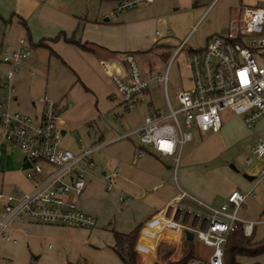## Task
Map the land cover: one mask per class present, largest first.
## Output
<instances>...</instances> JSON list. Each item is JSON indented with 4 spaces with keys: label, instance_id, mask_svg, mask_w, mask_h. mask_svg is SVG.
Returning <instances> with one entry per match:
<instances>
[{
    "label": "crops",
    "instance_id": "obj_1",
    "mask_svg": "<svg viewBox=\"0 0 264 264\" xmlns=\"http://www.w3.org/2000/svg\"><path fill=\"white\" fill-rule=\"evenodd\" d=\"M115 1L111 0L108 6L101 5L98 1L97 15L100 16L95 14L89 17L85 13L76 12L74 7L65 6L60 0H0V52L15 48L19 38H23L28 49V56L19 63V71L13 79L15 95L12 102L17 103L18 87L22 80L18 74L20 71L26 72L40 49H48L51 55L63 60L73 70L81 86L95 98L94 109L82 105L81 101L72 95L74 86H71L66 93L73 98V102L67 98L63 99V102H55L61 114L62 136L73 129V124L94 122V116H110L109 111L117 109L110 99L114 87L102 70L100 61L118 60L125 52L137 56L152 54L153 50L161 51L160 57L163 58L164 55V59L168 61L182 42L177 53L184 51L186 69L187 53L202 48L209 37H206L202 45H197L190 32L212 0H152L147 5H139L138 9L125 8L127 11H115ZM253 5L264 6V0H225L221 8L224 15L223 26L228 28L230 20L241 7ZM56 35L59 36L54 38ZM64 38H72L84 45V48L69 43ZM0 66L6 68L1 61ZM141 71L145 78L154 76L143 69ZM150 81L156 80L151 79L149 83ZM79 90L81 91V88ZM86 91L82 92L87 93ZM141 104L145 105L148 111L152 108L148 87L145 100ZM19 105L23 110L30 109L29 105L22 101ZM39 112L40 110L32 116ZM146 114L141 112L139 117L132 119L125 117L120 129H124L122 132L132 130L142 123ZM118 129L117 126L110 127L105 133L108 136L103 141L102 133H97V141H93L92 145L101 141L102 146L113 143L115 140H110L117 134L115 131ZM195 133L204 134L197 131ZM215 133L208 134L212 136ZM124 140L109 154L108 162H99L98 173H87L81 194L74 198L79 209L96 217V227L86 230L13 219L6 225L4 236L0 237L2 264H29L31 261L33 264H121L109 248L113 243L110 230L127 233L148 218L159 215L164 204L177 192V186L214 207L224 202L226 194L233 188L246 191L252 186L250 196L244 198L239 215L245 220H255L256 218L252 217L257 213L258 218L264 219L263 212H259L264 207V198L255 199L253 194V189L258 184L253 186V178L248 181L241 176L244 172L254 177L264 164V155H250L247 149L243 169L239 172L231 169L229 164H214L219 149L200 154L187 152L181 161H178L174 176L171 166L161 160L167 156L162 157L149 146L140 145L138 139L134 141L127 136ZM138 146L142 153L134 156V149ZM25 161L17 147L2 141L0 132L1 192L11 193L15 186L20 187L23 192L32 188V181L25 177ZM114 170L117 171L113 179L116 186L107 190L106 175ZM122 192L131 193L133 198L119 202L117 197ZM178 221L187 226L192 224V219H186L183 215L178 217ZM258 221L256 225L264 222ZM254 228L255 224L252 233ZM168 236L158 241L150 254L139 255L144 264H159V261L163 262L167 258L176 260L182 254L181 247L185 248L187 245L195 251L196 247L191 243L192 234L189 239L184 240L177 234L171 233ZM163 241L170 246V250L159 259L158 245ZM197 252L193 253V256L201 259L207 258L210 253L199 250Z\"/></svg>",
    "mask_w": 264,
    "mask_h": 264
},
{
    "label": "built area",
    "instance_id": "obj_2",
    "mask_svg": "<svg viewBox=\"0 0 264 264\" xmlns=\"http://www.w3.org/2000/svg\"><path fill=\"white\" fill-rule=\"evenodd\" d=\"M151 2L116 0L114 9ZM27 56L28 49L21 38L15 48L0 52V61L6 66L0 83L6 92H0L1 137L6 144L17 147L28 161L25 177L32 181V188L27 192L18 186L11 193L0 191V237L4 236L6 225L13 219L93 229L97 225L96 217L79 209L74 198L83 190L84 173L92 171L89 153L102 144L82 149L78 154L61 148V114L55 102L43 98L40 112L34 116L8 109V102L13 100L11 77ZM100 66L114 87L110 99L117 109L109 111L112 119L144 102L149 80L154 79L163 87L167 81L166 69L152 78H145L131 52L123 53L118 60H102ZM185 66L187 86L175 93L177 107H171L166 99L165 112L150 109L141 124L115 134L110 140L135 134L140 145L149 146L160 156L171 157L173 173L181 148L192 139L191 128L200 134L217 132L221 126L219 113L226 109L241 115L247 128L255 119L264 116V6L241 7L225 33L209 36L202 48L187 53ZM248 151L250 155H264V140L259 138ZM141 153L142 149L135 147L134 156ZM79 162L83 163L82 167ZM116 175V170L106 175L107 190L116 186L113 180ZM256 184L264 190V164L253 177L252 185ZM251 188L246 191L233 188L226 194L224 202L214 207L177 186V192L164 204L161 213L140 225L133 250L138 255H148L158 241L171 233L184 240L188 231L211 250L207 258L192 257L187 264H223L228 234L242 224L243 234L248 236L254 224L259 222L242 219L239 215ZM117 198L122 203L132 199L133 195L122 192ZM181 215L192 219L191 226L178 221Z\"/></svg>",
    "mask_w": 264,
    "mask_h": 264
},
{
    "label": "rangeland",
    "instance_id": "obj_3",
    "mask_svg": "<svg viewBox=\"0 0 264 264\" xmlns=\"http://www.w3.org/2000/svg\"><path fill=\"white\" fill-rule=\"evenodd\" d=\"M62 4L69 7H74L76 12L85 13L89 17L97 15L98 11V1L101 5H109L111 0H60ZM225 0H212L207 6L202 17L196 22L194 27L191 30V38L197 42V45H202L206 37L212 34H221L226 31L227 26H223L224 15H222V4ZM140 6L136 5L131 8V10L138 9ZM123 11H127L124 9ZM112 14V12L110 13ZM12 33V32H11ZM13 36V35H12ZM16 38V37H15ZM20 39V38H19ZM23 39V38H21ZM196 45V46H197ZM175 52L168 61L163 55V58L160 57L161 51L153 50L152 54H137L136 60L140 69L148 71L150 75H156L157 72L167 71V81L165 84V89L163 85L156 81H150L148 85V91L150 95L151 109H157L159 112L166 111V98L168 99L171 107H177V101L175 98V93L178 89L184 88L187 86V70L184 67V51L181 50L179 53ZM28 59V58H27ZM166 60V61H165ZM4 66H0V80L3 81L4 78ZM17 71L11 77V84L13 87L12 95H15V86L13 84V79L15 78ZM147 74L149 75V73ZM20 78L22 79L18 87L17 93V103L12 101L8 102V109L10 111H18L28 115H33L41 107V100L44 98L52 102H63V99L66 98L73 102V98L69 97L67 89L71 86H74L73 96L81 101L82 105H88L94 109L95 98L89 94L83 86L77 81V76L74 74L73 70L60 58L51 55L48 49H40L34 57V61L31 62L30 66L25 71H20ZM81 88V91L79 90ZM82 91H86L82 92ZM0 92L5 94L4 89H0ZM84 96H83V95ZM26 103L29 105L30 109L23 110L20 108V102ZM149 101V98L147 99ZM31 102L33 105H31ZM85 109V108H83ZM148 108L139 104L134 109L128 113L123 114L117 119H112L109 115L94 116V122L87 123H77L73 124L72 130H68L64 136L61 137L60 146L68 147L74 151V154H77L82 149H87L92 147L93 141H97L96 134L102 133V141L105 140L108 136L105 133L111 127L119 128L115 132L122 133L120 125H123V119L132 117H139L140 113H147ZM220 121L222 128L215 135L210 136L208 133L203 135H198L195 133L194 129H190L192 133V140L181 148L180 159L189 152V153H203L209 152L211 150H218L217 156L214 158V164L217 165H228L232 163L236 170L241 172L243 169V160L247 155L246 152L250 145L256 142L259 138L264 140V116L259 117L254 120L251 127L247 128L242 120L241 115H236L230 110L226 109L219 113ZM180 118V116L178 115ZM131 140L137 141L136 136L133 133L128 134ZM124 139L120 138L115 140L113 143L102 146L103 142H96L94 145L102 144L98 149L91 151L88 157L93 161V172L90 171L88 174L98 173L99 162H108L110 155L117 145H120ZM92 145V146H91ZM156 153V152H155ZM159 155V154H158ZM112 156V155H111ZM163 157V156H162ZM169 158L171 161H169ZM163 162L169 164L173 169V161L171 157H166L161 159ZM181 163V162H180ZM79 165L82 167L83 163L79 162ZM179 162L176 167H178ZM176 169L174 170V176H176ZM87 172L84 173L85 176L88 175ZM253 194L255 199L264 198V191L261 186L257 185L253 189ZM250 196V195H249ZM219 202V201H217ZM218 203H216L217 205ZM244 204V203H243ZM243 207V205H242ZM240 207L239 211L242 209ZM263 209V210H262ZM261 211V212H260ZM260 214H263L264 217V207L259 210ZM259 214L254 215L252 219L255 221L264 220L263 218H258ZM253 240H260L264 238V222L260 224H255L254 231L252 233ZM193 245L196 247L194 254L199 252H209L211 249L208 246L203 245L200 241L192 237ZM198 247V249H197ZM185 248L181 247L183 251ZM170 250V246L165 242H161L158 245L159 256L161 259L163 255L167 254ZM139 256V255H138ZM138 264H144L141 256H139ZM178 259V258H177ZM176 259V260H177ZM256 261L260 264H264V253L247 257L241 256L238 259L239 264H250L251 262ZM167 261H175L167 258L163 262L159 261V264H165ZM77 264H83L77 263Z\"/></svg>",
    "mask_w": 264,
    "mask_h": 264
},
{
    "label": "trees",
    "instance_id": "obj_4",
    "mask_svg": "<svg viewBox=\"0 0 264 264\" xmlns=\"http://www.w3.org/2000/svg\"><path fill=\"white\" fill-rule=\"evenodd\" d=\"M58 36L56 35L54 38ZM64 40L84 48V45H80L72 38H64ZM139 227L140 225H137L127 233H121L115 229L110 230L113 243L109 245V248L118 257L121 264H138L139 256L133 250V245ZM251 235L252 232L248 236L243 234L242 224H238L237 228L228 234L223 250V264H239L238 259L241 256L252 257L264 253V238L253 240ZM192 257H194L192 247L187 245L177 260L167 261L165 264H187V261ZM29 264H33L32 261ZM250 264L260 263L252 262Z\"/></svg>",
    "mask_w": 264,
    "mask_h": 264
},
{
    "label": "water",
    "instance_id": "obj_5",
    "mask_svg": "<svg viewBox=\"0 0 264 264\" xmlns=\"http://www.w3.org/2000/svg\"><path fill=\"white\" fill-rule=\"evenodd\" d=\"M28 165H29L28 161H25L24 164H23V167L28 166ZM228 166H229L231 169H233V170L236 171V168H235L232 164H229ZM241 176H242L244 179L248 180V181H250V180L253 178V176H251V175H247V174L244 173V172L241 173ZM185 234H186V237H187L188 239L191 237V234H190L188 231H186Z\"/></svg>",
    "mask_w": 264,
    "mask_h": 264
}]
</instances>
